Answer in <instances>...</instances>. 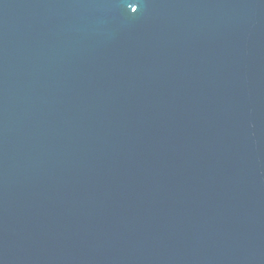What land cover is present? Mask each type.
I'll return each mask as SVG.
<instances>
[{
	"label": "water",
	"instance_id": "1",
	"mask_svg": "<svg viewBox=\"0 0 264 264\" xmlns=\"http://www.w3.org/2000/svg\"><path fill=\"white\" fill-rule=\"evenodd\" d=\"M0 264H264V0H0Z\"/></svg>",
	"mask_w": 264,
	"mask_h": 264
}]
</instances>
